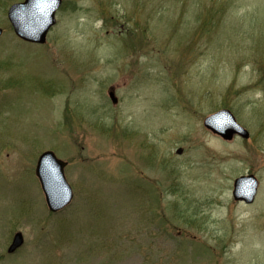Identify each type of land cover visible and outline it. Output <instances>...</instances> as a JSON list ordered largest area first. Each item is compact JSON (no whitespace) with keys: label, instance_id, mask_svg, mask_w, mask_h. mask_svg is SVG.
I'll return each mask as SVG.
<instances>
[{"label":"rangeland","instance_id":"rangeland-1","mask_svg":"<svg viewBox=\"0 0 264 264\" xmlns=\"http://www.w3.org/2000/svg\"><path fill=\"white\" fill-rule=\"evenodd\" d=\"M23 1L0 0V264H264V0H64L42 45L9 21ZM224 108L249 139L205 127ZM48 150L75 191L58 213Z\"/></svg>","mask_w":264,"mask_h":264},{"label":"water","instance_id":"water-1","mask_svg":"<svg viewBox=\"0 0 264 264\" xmlns=\"http://www.w3.org/2000/svg\"><path fill=\"white\" fill-rule=\"evenodd\" d=\"M63 0H26L13 5L9 19L16 34L25 41L45 44L50 29L56 24L57 11ZM3 29L0 28V36ZM114 101L116 98L112 94ZM205 125L226 140L236 134L249 138L250 133L243 128L230 110H222L206 119ZM182 153V149L179 150ZM68 163L59 159L52 151L43 153L38 161L37 176L46 195L47 204L52 212H59L74 199V191L66 177ZM259 181L254 175L242 176L235 181L234 197L237 201L252 203L258 192ZM25 244V237L18 232L9 247L15 253Z\"/></svg>","mask_w":264,"mask_h":264}]
</instances>
